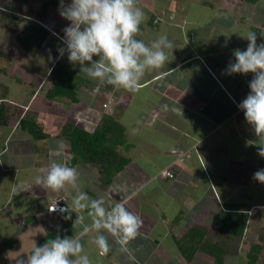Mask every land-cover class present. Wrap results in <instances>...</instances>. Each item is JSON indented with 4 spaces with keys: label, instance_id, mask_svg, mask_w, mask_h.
Instances as JSON below:
<instances>
[{
    "label": "crops",
    "instance_id": "obj_1",
    "mask_svg": "<svg viewBox=\"0 0 264 264\" xmlns=\"http://www.w3.org/2000/svg\"><path fill=\"white\" fill-rule=\"evenodd\" d=\"M10 3L5 9L15 10L20 23L2 27L0 49L9 65L2 66L7 72L0 82L4 101L21 115L0 126V264H16L35 245L56 235L74 237L84 227L90 231L81 242L93 264H185L176 237L196 224L207 229L204 243L219 242L229 249L221 264H249L254 248L259 255L253 264H264V184L252 179L264 168V158L257 154V137L237 107L250 92L253 74H223L229 61L234 62L233 50H246L248 41L242 36L248 31L257 33L258 44L264 42V0L148 1L137 37L150 45L165 34L174 49L168 52V64L147 72L136 92L101 84L80 72L79 65L74 67L67 53L60 56L58 48L66 47L63 29L70 22L58 15L59 5L49 8L42 23L38 15L27 16ZM139 6L144 9L140 0ZM34 25L46 29L48 36L31 56L17 33ZM13 53L25 58L16 64ZM57 61L72 66L80 78L75 100L47 97ZM105 112L125 126L130 144L127 150L120 148L130 163L106 187L97 165L73 162L70 142L61 136L68 122L97 125ZM25 116L35 119L48 137L35 140L24 131L20 120ZM28 138L32 145L27 150ZM53 161L77 169V189L66 185L53 192L35 185V177L45 175ZM77 191L103 199L106 211L124 203L140 217L139 235L128 245L131 254L121 252L106 230L92 229L91 209L72 212L71 219H64L67 213L58 209L50 211L54 205H71ZM220 212L246 219L243 237L220 231ZM79 215L83 221L74 223ZM98 234L108 238L106 255L93 243ZM11 239V245H2ZM190 264L218 263L206 251H197Z\"/></svg>",
    "mask_w": 264,
    "mask_h": 264
},
{
    "label": "clouds",
    "instance_id": "obj_2",
    "mask_svg": "<svg viewBox=\"0 0 264 264\" xmlns=\"http://www.w3.org/2000/svg\"><path fill=\"white\" fill-rule=\"evenodd\" d=\"M58 11L70 22L63 29L61 39L66 47L58 48L60 56L67 53L74 67L79 65L80 72L101 84L136 92L147 72L164 68L170 61L168 52H173L174 45L167 35H159L150 45L136 38L146 20L139 0H70L67 4L60 0ZM242 37L248 41L246 50H233L234 62L229 61L223 74H253L248 85L250 92L237 107L257 137V154L264 158V42L258 44L257 33L252 31ZM252 179L264 184V168L254 172ZM77 181L75 167L53 161L46 174L37 175L34 183L44 190L59 192L66 185L77 189ZM104 204L103 199H92L77 191L71 205L61 209L54 205L50 211L58 209L67 213L64 219H71L72 212L91 209L88 215L92 217V229L97 233L106 230L120 245L121 252L131 254L128 245L138 237L143 221L124 203H116L110 211H106ZM82 221L83 216L79 215L74 223ZM89 231L84 227L74 237L56 235L43 245H35L27 259L21 257L16 264H93L81 242ZM93 243L101 255L110 250L108 238L103 234L96 235Z\"/></svg>",
    "mask_w": 264,
    "mask_h": 264
},
{
    "label": "trees",
    "instance_id": "obj_3",
    "mask_svg": "<svg viewBox=\"0 0 264 264\" xmlns=\"http://www.w3.org/2000/svg\"><path fill=\"white\" fill-rule=\"evenodd\" d=\"M32 1L41 2V8L37 14L39 21L42 23L47 17L46 14L49 8L58 6L60 3V0ZM151 19L154 21L157 18L152 14ZM19 23L20 18L18 15L7 10H0V25L16 27ZM142 26L143 24L140 27ZM12 30L17 32L15 28H12ZM17 35L28 54L35 56L48 36V31L34 25L26 28L23 32H18ZM136 38L139 39L138 37ZM5 58H7L6 53L0 49V59ZM6 72L5 68H0V76ZM50 76L53 84L48 90L47 97L49 99L70 97L75 100L77 98L75 86L80 78L72 66L64 61H57L51 70ZM4 95V87L0 82V126L7 125L10 117L21 115L20 112L13 110L6 104ZM20 126L35 140L48 137V133L45 132L43 127L35 119L28 116L21 118ZM61 136L70 142L74 163L82 161L95 164L99 167L104 187L110 185L114 176L125 169L130 163V158L120 151V148L126 150L130 148V144L126 140V129L114 114L105 112L99 123L94 125V127L68 122L62 130ZM235 207H238L237 204H227V208ZM216 223L221 232H226L233 237L241 238L244 236L246 219L241 216H233L226 212H220L216 218ZM206 230L204 225L196 224L183 235L176 237L178 247L186 260L185 264H190L197 251H206L216 259L218 264L222 263L229 249L219 242L213 244L204 243ZM13 241V239L8 240L2 245L8 247ZM258 255L259 249H252L249 256V264H253L258 259Z\"/></svg>",
    "mask_w": 264,
    "mask_h": 264
},
{
    "label": "rangeland",
    "instance_id": "obj_4",
    "mask_svg": "<svg viewBox=\"0 0 264 264\" xmlns=\"http://www.w3.org/2000/svg\"><path fill=\"white\" fill-rule=\"evenodd\" d=\"M148 1L151 2L152 0H140V3L144 6V12L145 14L148 13L146 12L148 9L147 7L145 6L146 4H148ZM11 2V3H10ZM7 3H10L12 5H15L14 8L18 9V10H24L26 15L27 16H30V15H38V11L40 10L41 8V5H40V2H36V1H32V0H24V1H9V0H0V10H6L5 7H6V4ZM151 5V3H150ZM12 12H16L15 10H12ZM48 15V11H47V14L46 16ZM60 16V14H58ZM66 24H67V21H66ZM2 25H0V45L3 46V39H5V37L3 36L2 32H3V29H2ZM7 34L8 31H7ZM13 42V41H12ZM14 44V43H12ZM10 51V50H8ZM11 52V51H10ZM19 55V54H18ZM16 53H13L12 56L14 57V59L16 60V64L18 62V59L22 58L24 59L25 56H21L19 55L18 56ZM20 63H18V65H20ZM5 65H9V63L7 61H5V59H0V67L2 66H5ZM17 66V65H16ZM20 67V70L23 68V65L19 66ZM18 68V67H17ZM99 115V114H97ZM98 118V117H97ZM83 124H85L86 126L88 127H94L95 124H91V123H86V122H83ZM52 129H56V126H55V123L52 124ZM30 142V139L28 138V142H27V139H26V145L24 146L27 150L31 148V145L32 144H28ZM18 143V141H16L12 146H16V144ZM255 191V190H254Z\"/></svg>",
    "mask_w": 264,
    "mask_h": 264
},
{
    "label": "built area",
    "instance_id": "obj_5",
    "mask_svg": "<svg viewBox=\"0 0 264 264\" xmlns=\"http://www.w3.org/2000/svg\"><path fill=\"white\" fill-rule=\"evenodd\" d=\"M168 177H173L174 176V174H173V172L172 171H165L164 172ZM55 206H51L50 208H54ZM64 207H66V206H58V209H61V208H64Z\"/></svg>",
    "mask_w": 264,
    "mask_h": 264
}]
</instances>
